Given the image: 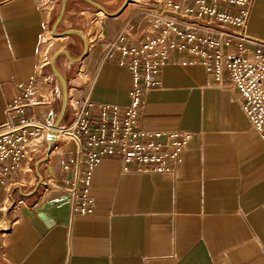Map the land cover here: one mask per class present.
<instances>
[{"label": "crops", "instance_id": "1", "mask_svg": "<svg viewBox=\"0 0 264 264\" xmlns=\"http://www.w3.org/2000/svg\"><path fill=\"white\" fill-rule=\"evenodd\" d=\"M149 3L0 0V126L19 85L33 76L39 91L52 80L63 93L52 64L61 51L67 54L55 67L68 83L70 123L72 102L86 96L127 106L132 73L104 55L126 25L134 26L137 45L156 35ZM94 26L105 39L91 44L86 31ZM248 33L264 41V0H255ZM46 56L51 62L43 66ZM161 79L145 93L140 121L149 131L193 134L176 173H126L120 159H104L91 186L95 211L79 215L64 171L76 143L45 149L9 188L0 187V264H264V137L230 81L213 84L204 65L171 62ZM49 110L26 115L43 118Z\"/></svg>", "mask_w": 264, "mask_h": 264}, {"label": "built area", "instance_id": "2", "mask_svg": "<svg viewBox=\"0 0 264 264\" xmlns=\"http://www.w3.org/2000/svg\"><path fill=\"white\" fill-rule=\"evenodd\" d=\"M149 1L145 14L151 17V32L156 35L137 45L134 26L126 25L104 55L105 61L130 69V103L124 107L100 104L86 96L72 102L74 120L56 127L59 112L53 106L62 99L57 84L51 80L48 90L39 91L37 76L20 84L21 95L8 105L7 121L0 126V187L9 188L24 163L65 138L78 147L76 158L64 171L71 174L66 181L72 185L74 211L79 215L95 211L91 186L95 169L104 159H120L126 173L174 175L193 134L149 131L140 121L145 93L162 86V72L171 62L204 65L213 84L228 79L253 128L264 137V41L248 33L255 0ZM93 35L91 44L105 39L98 31ZM50 62L46 56L43 66ZM38 106L50 107L46 117L26 115L28 108Z\"/></svg>", "mask_w": 264, "mask_h": 264}, {"label": "water", "instance_id": "3", "mask_svg": "<svg viewBox=\"0 0 264 264\" xmlns=\"http://www.w3.org/2000/svg\"><path fill=\"white\" fill-rule=\"evenodd\" d=\"M88 1H90V0H88ZM98 7L101 8V10L104 11L106 14H109L101 5H98ZM64 13H65V7L61 11V14H60V16L58 18L57 26L61 23V21L63 19V16H64ZM78 32L80 34H83L82 31H78ZM62 54H67V53H66V51H61L58 54H56L53 57V59H52V64H53V67H54V72H55L56 76L58 77V79L61 81V83L63 85L62 107H61L60 117H59V119L57 120V122L55 124L56 127L60 126L63 123V121L65 119V115H66L67 109H68V106H69V88H68L67 80L62 76L61 73H59V71L55 67V63H56V60H57L58 56L59 55H62Z\"/></svg>", "mask_w": 264, "mask_h": 264}, {"label": "rangeland", "instance_id": "4", "mask_svg": "<svg viewBox=\"0 0 264 264\" xmlns=\"http://www.w3.org/2000/svg\"><path fill=\"white\" fill-rule=\"evenodd\" d=\"M107 1H109V0H107ZM146 1H148V0H146ZM151 3V2H150ZM105 14H101V16L103 17ZM97 30H98V26H94V27H89L88 28V30L86 31V33H87V40L88 41H90L91 39H93V33H95V32H97ZM85 33V34H86ZM54 38H60V35H58L57 34V36H52V40H54ZM90 43V42H89ZM63 94V93H62ZM63 99V98H62ZM61 107H62V100L60 101V107H59V111L58 112H60L61 113ZM59 113V114H60ZM68 116H70V115H68V109H67V112H66V118L67 119H65V121H63L64 123L63 124H69L70 123V117L68 118ZM74 144V142L70 139V138H65V139H63V141H61L60 143H59V145H68V144ZM58 145V146H59ZM53 148V147H52ZM51 149V148H50Z\"/></svg>", "mask_w": 264, "mask_h": 264}]
</instances>
